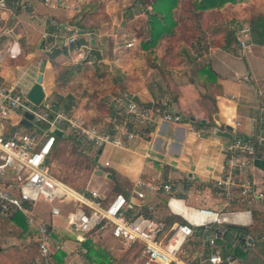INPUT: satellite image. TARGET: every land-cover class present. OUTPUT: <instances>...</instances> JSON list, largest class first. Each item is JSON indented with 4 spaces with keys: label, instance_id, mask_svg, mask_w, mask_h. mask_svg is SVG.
I'll use <instances>...</instances> for the list:
<instances>
[{
    "label": "crops",
    "instance_id": "0c3cea01",
    "mask_svg": "<svg viewBox=\"0 0 264 264\" xmlns=\"http://www.w3.org/2000/svg\"><path fill=\"white\" fill-rule=\"evenodd\" d=\"M78 12L53 8L43 0H0V58L3 62L0 83L6 89H12L17 82V67L36 64L42 67L45 63L42 87L50 100L53 92L49 87L53 76L50 73V78H46V75L48 69L52 71L49 62L51 50L67 46V39L73 35L88 40L95 50H101L104 35L111 38L109 42L113 38L110 32L102 33V25L86 31L71 26L70 22ZM137 17L141 23L137 27L139 35L133 41L141 47L149 36V14L142 13ZM209 30L213 32V29ZM209 30L206 31L207 38L202 40L199 36H191L187 41L177 39L167 47V52L163 49L164 43L167 44L165 38L174 41L173 35H166L149 51L138 50L137 65L144 70L139 73L137 86H127L120 96L147 108H164L177 113L183 117V122L157 123L148 128L147 136L130 149L108 146L94 151L84 143L86 150L82 153L92 158L94 163L87 167L92 180L82 189L83 195L90 197V193L96 190L108 203L118 194L132 197L139 181L169 184L172 192L149 194L142 201L139 214L192 225L195 210L223 211V200L213 185L226 167L225 147L237 133L255 145L256 159L250 169V178L257 191L264 194V45L253 44L250 50H243L233 44L226 49L221 43H211L213 36L209 35ZM219 39L222 40V34L216 37V41ZM154 52L160 54H150ZM10 53L17 58L10 59ZM89 66L96 74L100 72L99 67L106 69L103 73H107V69L110 72L111 68L118 72L120 68L106 60L91 61ZM121 83L103 90L101 97L104 99L114 90L123 88L124 82ZM75 111L84 117L97 114L95 110H86L84 103ZM23 120L24 114L16 111L10 119L0 120V130L5 134L15 126L25 130L27 126L22 124ZM105 162L110 166L105 167ZM172 200L176 202V208H172ZM57 206L61 208L62 215L53 217L52 205L44 201L33 204L30 215L34 224L30 225L25 215L12 208L5 210L0 203V264H100L94 255H88L92 247L107 254L102 257L105 264H117L114 254L120 251V246L137 251L145 261L140 245L126 247L109 233H90L80 237L66 220L67 213L75 207L72 204ZM245 207L240 210L247 216L244 224H234L232 218L224 227L251 228V234L244 237L235 231H226L223 240L230 236L231 242L237 241L236 251L247 254L245 256L254 253L255 262L264 264V199L247 201ZM42 221L48 223L52 236L47 260L40 257L37 243V226ZM199 240L197 235L188 244V249L194 253L193 264H210L211 252L205 249L201 254ZM33 241H36V246L31 244ZM226 255H229L228 250ZM230 257L232 262L237 259Z\"/></svg>",
    "mask_w": 264,
    "mask_h": 264
},
{
    "label": "built area",
    "instance_id": "2783aa9c",
    "mask_svg": "<svg viewBox=\"0 0 264 264\" xmlns=\"http://www.w3.org/2000/svg\"><path fill=\"white\" fill-rule=\"evenodd\" d=\"M43 1L56 9H79L78 0ZM43 36L46 38L45 34ZM78 39V35L69 37L67 46L76 44ZM248 40L250 34L246 27L240 31L243 50L251 49ZM127 46L132 47V44ZM73 52L78 61L86 60L92 47L81 45ZM9 57L14 60L17 55L10 53ZM2 65L0 58V69ZM40 71V64L17 67V82L12 89H6L0 83V120L10 119L16 111L28 112L33 116L32 124L46 126L41 133L28 132L20 126H15L9 134L0 130V203L3 208H12L25 215L28 223L33 225L30 215L33 204L44 201L52 205L53 217L62 215L58 204H72L75 209L67 213L66 220L80 237L90 233H109L126 247L140 245L146 264H193L194 253L188 249V244L197 235L201 254L205 249L211 252L210 264L232 263L233 258L221 256L217 247L218 241L226 234L224 224L231 222L232 218L234 224H244L247 216L235 210V206L252 199H264V194L257 191L250 178V169L256 159L254 143L237 133L225 147L226 167L213 185L223 200V211L195 210L192 225L168 224L165 219L145 217L139 214L142 201L155 192L171 193L172 185L139 181L132 197L118 194L108 203L96 190L87 197L51 174L48 161L57 143L56 131L75 136L94 151L108 146L130 149L147 136L148 128L157 123L179 124L183 117L164 108H147L125 96L109 100L113 114L99 124L87 122L79 112L57 108L47 98L36 106L27 99V93L36 83ZM104 165L109 167L110 163ZM171 206L176 208V202L172 200ZM37 230L39 254L47 260L52 243L48 223L40 222Z\"/></svg>",
    "mask_w": 264,
    "mask_h": 264
},
{
    "label": "rangeland",
    "instance_id": "374dc122",
    "mask_svg": "<svg viewBox=\"0 0 264 264\" xmlns=\"http://www.w3.org/2000/svg\"><path fill=\"white\" fill-rule=\"evenodd\" d=\"M81 1L82 5L88 6V13L93 16L91 18L92 21H88V24H100L102 25L101 28H103L102 33L110 32L113 35L112 41L110 42L109 40H111V38H109L108 35H104V38H102L104 44L100 46L101 50L96 49L95 52H93L92 57H90V60H106L111 63L113 62L117 68L118 66H120V68L118 69V72H115V69L111 68L110 72H108L109 69H107V73H103L102 71H106V69L103 70L99 67L100 72H97L98 74H96L94 68H92L91 66H87L88 68L81 74L74 77L68 86L64 87V89H59L54 82L55 76L61 69V67L78 63V60L76 59V56L74 54L72 55L70 61L64 60L60 64V67H51L52 71L48 69L46 78H48L50 76V73H52L53 83L49 88L53 93L60 90L64 93H72L75 95V98L78 101V105L77 107L72 109L73 111H75L79 107V105L83 103L87 108L93 106L90 108H97L99 110V108L104 107V103H109V100L112 96L123 95V92L127 90V86L125 85H128L130 87L137 86L139 76L137 55L138 50H141V47L139 43L134 42L133 40L137 35H139L137 27L139 26V23H141V20L139 17H137V15L145 13L147 7H143L142 3H139L137 0ZM184 3L186 2H182V4ZM257 8H260V10L264 11V0H254L252 1V3L242 4L238 8L227 6L222 10V12L225 14L223 16H225L226 19L234 15L238 17H247L252 13H255ZM148 9L150 10V8ZM78 10L80 11V8ZM78 13L76 15L80 14ZM204 22H207V20H205ZM185 26L186 24H183L184 28ZM220 39L217 42L224 44L225 42L223 41V39ZM165 41L167 42V44L164 43L165 46L163 47V49L167 52V47H169V44H173L176 42L167 38H165ZM128 42H132L134 45L132 47H128L126 45L128 44ZM61 47H63V45ZM119 82H124L123 88L114 90L104 99L101 97L103 90L107 88H114L119 84ZM54 99V95L52 94L50 96V100L52 101ZM84 149L86 150V144L82 142H78L77 144L73 140L64 138L58 142L50 162L51 174L79 193H83L82 189H84V187H86L92 180V173L90 169H87V167L92 164V158H89V156L82 153ZM258 241L259 238L256 239L257 243ZM236 242L237 241L231 242L230 236L226 240H219L217 247L220 250L221 256H223L224 258L230 255L234 256L235 258H237L235 259V262L233 261L234 264H259L258 262H255L256 254L254 253L253 255L248 254V256L246 257L243 254L238 256V254L236 253ZM31 244H34L36 246L37 243L36 241H33ZM119 250L120 251H118V253L114 254V256L116 255L115 257H117V264H145V261H143L142 257L138 255L137 251L126 250L121 246L119 247ZM227 250L229 255H226Z\"/></svg>",
    "mask_w": 264,
    "mask_h": 264
},
{
    "label": "trees",
    "instance_id": "16d2710c",
    "mask_svg": "<svg viewBox=\"0 0 264 264\" xmlns=\"http://www.w3.org/2000/svg\"><path fill=\"white\" fill-rule=\"evenodd\" d=\"M139 3H142L143 7H147L145 13L149 14V18L147 20V41L141 44V49L143 51H149L155 48L161 40L166 35H173L175 37L174 42L178 40L185 39L188 40L191 36H199L200 40L203 38H207V33L210 28L213 29V32L209 35L213 36L212 44H217L216 37L222 34V39L225 42L223 47L229 49V47L235 44L238 48L242 49L240 46V31L245 29L246 26L248 28V34H250V40L247 41L249 45H264V11L257 8L255 13L247 17H238L236 15L225 18V15L222 10L227 6L238 8L242 4L252 3L254 0H137ZM79 2V15H76L75 18L70 22V25L86 31L87 29H96L100 27V24L89 25L88 21L93 17L88 13V6L82 5V1ZM182 2H186L182 4ZM253 6V5H252ZM150 8V10L148 9ZM92 9V7H91ZM90 10V8H89ZM187 11V12H186ZM184 12V13H183ZM189 13V14H188ZM209 13L208 15H206ZM176 15L178 16V21L176 20ZM188 15V16H186ZM79 18H83L79 23L77 20ZM207 20V22H204ZM92 21V20H91ZM188 24H187V23ZM183 24H186L185 28ZM205 27L206 30H203ZM176 30V34H174V30ZM178 33V34H177ZM90 45L88 40L83 39L82 36H79L78 42L76 44H72L70 46H63L56 49L51 50L49 55V62L51 63L52 68L60 67V64L64 60L71 59L72 55H74V50H76L81 45ZM172 43L169 44V46ZM92 52L88 55L86 60L78 61L76 64H69L61 67L58 73L55 76L54 82L55 85L58 86L59 89H64V87L68 86L71 80L77 75L81 74L84 70H86L91 62L90 57H92L93 52H95L94 46L91 45ZM150 54H160V53H150ZM151 55V57H153ZM138 57V55H137ZM54 68V69H55ZM91 68V67H90ZM139 73L144 70L143 67H139ZM98 74V73H97ZM97 79V78H96ZM95 80V77H94ZM128 86V85H126ZM54 100L52 102L56 105L57 108H63L68 111H73L75 107L78 105V101L75 98V95L72 93H64L63 91L58 90L53 93ZM104 107L99 108V110L91 109L90 107H86V110H95L97 111L96 116L85 117L87 122L92 124L102 123L108 115L113 114V109L110 103H105ZM101 114V115H100ZM44 129H46L45 125H36L32 124L31 126L25 127V130L28 132H38L41 133ZM148 132V130H147ZM70 139L78 144L80 142L75 136L56 134L57 143L62 139ZM51 159L49 158L48 164L50 165ZM92 163L94 161L92 160ZM89 167V166H88ZM245 209V203L240 204L238 207L235 206V210ZM166 222L168 224H172L174 222L173 219H167ZM180 223H184V221H179ZM227 232L235 231L241 236H247L251 234V228H241L237 226L227 225L224 227ZM238 256H240L243 252L236 251ZM88 255L92 257L95 256V260L100 264H105L102 257L105 258L107 254L103 251L94 250L93 247L89 248ZM247 255V254H245ZM246 257V256H245ZM110 261V260H109ZM112 261V260H111ZM111 264H113L111 262Z\"/></svg>",
    "mask_w": 264,
    "mask_h": 264
},
{
    "label": "water",
    "instance_id": "95a60500",
    "mask_svg": "<svg viewBox=\"0 0 264 264\" xmlns=\"http://www.w3.org/2000/svg\"><path fill=\"white\" fill-rule=\"evenodd\" d=\"M41 48H43V42L41 43ZM44 71H45V63L41 67V71L37 77L36 83L32 85V87L27 93V99L36 106H39L43 101V99L46 98L45 91L42 87L43 79H44ZM32 120H33V116L30 113L25 112L24 120L22 121V124L25 126H31ZM56 134L60 135L58 131H56ZM223 136L226 137L227 134H223Z\"/></svg>",
    "mask_w": 264,
    "mask_h": 264
}]
</instances>
